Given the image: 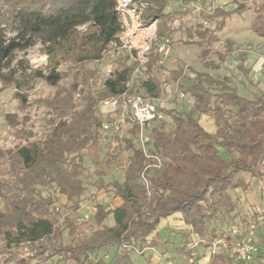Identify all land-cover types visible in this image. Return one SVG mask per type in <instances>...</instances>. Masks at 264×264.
Instances as JSON below:
<instances>
[{
    "label": "trees",
    "instance_id": "trees-1",
    "mask_svg": "<svg viewBox=\"0 0 264 264\" xmlns=\"http://www.w3.org/2000/svg\"><path fill=\"white\" fill-rule=\"evenodd\" d=\"M172 1L134 0L148 4L143 20H156L160 37L171 35L175 15L184 17L191 11H168ZM197 1L179 0L177 7ZM234 4L230 12L216 8L212 15L252 12L250 33L264 45V0H234ZM222 25L223 21L198 42L205 58L213 54L215 32ZM119 29L113 0H0V85L13 90L16 109L24 114L23 122L15 115L5 116L16 143L0 148V167L5 166L8 176L0 181V264H42L52 258L74 264H132L130 255L142 257L146 249L151 251L158 241L150 237L161 220L174 214L181 215L190 235L202 245L217 237L207 225L220 216L227 192L246 188L243 177L257 178V171L264 168V94L245 99L207 73H196L188 88L179 86L182 94L194 99L188 113L157 106L168 120H156L146 128V151L160 158L159 169L152 168V160L136 146L135 124L102 144L103 100L125 92L157 100L162 87L157 72L163 65L154 50L145 79L132 81L135 63L122 55L98 88L92 84L94 73L87 66L106 57ZM36 45L43 48L47 60L44 66L31 68L18 55ZM227 54L217 55L222 60ZM239 56V70L246 75L241 67L244 55ZM180 78L182 70L175 73V81ZM36 81L53 88L52 96L31 98ZM33 108L43 112L41 137L25 126L34 127L29 116ZM200 115L212 118L213 133L199 124L195 116ZM100 147H105L102 162L91 171L86 158L95 163ZM123 152H128L124 159ZM109 168L118 171L121 179L106 183ZM103 192L112 193L120 205L109 208L98 202ZM60 197L74 213H80L90 199L96 208L89 221L80 222L81 215L78 223L65 219L67 244L54 206ZM109 217L112 226L106 225ZM112 247L116 252L108 263L98 259L100 249ZM192 249L185 246L177 253L189 257ZM209 264L232 262L215 255Z\"/></svg>",
    "mask_w": 264,
    "mask_h": 264
},
{
    "label": "rangeland",
    "instance_id": "rangeland-1",
    "mask_svg": "<svg viewBox=\"0 0 264 264\" xmlns=\"http://www.w3.org/2000/svg\"><path fill=\"white\" fill-rule=\"evenodd\" d=\"M179 0H177L178 2ZM176 4L172 5L173 11L183 10L185 7L180 6L177 10ZM221 9L223 12H230L235 8L234 0H198L191 8L190 13L186 14L184 17L176 16L172 22L173 31L169 36L172 50L166 60L163 62V68L157 72V76L160 78L162 87L160 93V100L155 104L160 108L166 110H175L178 112H189L194 99L189 95L184 93V97L180 98L182 91L179 86H184L188 88L191 86V81L196 73H207L212 76L215 80H224L228 87L235 89L237 94L245 99H253L254 97L264 94V45L263 41L255 38L251 35L249 31L250 23L253 19V14L250 11L241 14H231L228 16H213L214 9ZM223 21L222 29L219 32H215V42L212 45L213 54L203 56V46H200L198 42L206 38L209 32L214 30L220 22ZM221 60L217 54H225ZM244 55V61L241 65L243 69L247 72L246 75L239 70V63L241 55ZM18 58H24L28 61L31 68H39L46 64L47 57L43 52V48L40 45H36L33 48L27 50L24 54H19ZM106 61L98 64H90L87 66L93 71L94 76L92 84H96L98 88L100 82L105 77L107 72ZM61 70H63L61 68ZM182 70L183 78L175 81V73ZM91 83V82H90ZM54 89L46 86L41 81H36L30 92L31 98H47L51 97ZM215 94H219L220 90L213 89ZM13 90L10 88H2L0 85V148L9 149L12 148L16 139L13 135V129L9 127L5 121V116L15 115L17 119L23 122L24 114L18 112L16 109V102L12 98ZM29 116L31 120L30 123H26V128L32 130L39 137L43 134V112L41 109L33 108L29 110ZM202 128L208 133H213L215 131V125L211 117L200 115L195 116ZM165 121L168 119L163 117ZM105 153V147H100L98 153V159L91 161V158H86L85 165L89 170H94L95 164H100L102 162V154ZM128 152H123V159L127 157ZM5 166L0 167V181L6 180L8 178L6 174ZM109 173L108 178L104 181L110 182L111 178L120 180L121 174L115 171L113 168L107 170ZM257 181L254 185V189L257 190L258 187L261 188L262 200L259 204L261 206H250L245 210V208H240L241 202L238 204L234 202L233 191H228V200H224V208L222 209L220 216L217 219L216 225L221 221L222 218H232L231 226L239 225L241 222L255 218L257 215L255 210L257 208L264 209V168H260L257 171ZM244 177H248L245 175ZM243 177V178H244ZM251 179H247V181ZM250 186V185H249ZM258 186V187H257ZM235 193V192H234ZM242 194V193H241ZM245 196V194H243ZM241 199V196H240ZM259 195L257 193V200ZM98 202H102L109 208L115 207V203L118 202L110 192H103L99 194L96 198ZM88 204L82 205V210L80 213L71 212L69 209L70 204H67L64 198L60 197L55 202V212L58 216L59 229H62L63 242L67 244L69 242L68 230L65 227V219L75 220L78 223V215H82L87 212L90 205H92L93 200H89ZM3 201L0 199V208H2ZM248 205V204H247ZM246 206V205H245ZM237 217V218H235ZM82 222L81 220H79ZM214 225L210 223L207 225L208 228H212ZM219 236V234H217ZM194 238V243L197 244L198 239L196 236ZM168 245L177 246V241L174 236H170ZM205 244V243H204ZM255 244L258 249V256L254 258L251 262L247 264H264V226H259L256 231ZM0 245H2L0 238ZM163 243L158 244L156 247L157 253H162ZM200 248V249H199ZM110 251L105 249H100L96 255L98 259L104 260L106 254L110 256V260L115 254L113 248ZM146 249L145 251H147ZM167 250L170 254L174 256L173 249L168 246ZM200 253H207L205 257L208 256V250L205 245H198L194 247ZM198 254V253H197ZM146 256L149 255L147 251ZM178 255V254H176ZM197 256V255H196ZM192 263L186 264H198L200 258H196ZM143 257V256H142ZM131 259L134 264H147L148 261L141 260L137 254L132 253ZM110 260H105L108 263ZM173 263V261H175ZM179 257L175 256L172 259L166 260L165 256L161 258L159 264H181ZM184 261H186L184 259ZM42 264H74L70 260H65L63 258H52Z\"/></svg>",
    "mask_w": 264,
    "mask_h": 264
},
{
    "label": "built area",
    "instance_id": "built-area-1",
    "mask_svg": "<svg viewBox=\"0 0 264 264\" xmlns=\"http://www.w3.org/2000/svg\"><path fill=\"white\" fill-rule=\"evenodd\" d=\"M114 11L120 22L119 33L113 42L106 57L107 72L105 76L114 70V62L122 55H126L129 61L135 63L132 73V81L145 79V68L149 62V54L152 50L160 57L159 65L169 56L172 44L169 37L158 35V23L156 20L146 22L143 20L147 3H136L134 0H113ZM194 4L186 3L185 8H192ZM100 62V63H101ZM184 94H180L183 98ZM100 113L103 119L101 126V143L106 144L112 134L119 136L124 134L128 127L135 124L138 126L136 146L143 151L145 156L152 160V168L159 169L161 160L158 156H150L146 151L148 137L146 128L154 121L162 119L155 100L148 99L138 94L122 93L118 97L107 98L100 104ZM149 166H147L148 168ZM142 180L148 187V183L142 174ZM96 212L94 205H90L87 212L81 215V221H89ZM256 217L251 218L239 225L230 226L224 234L208 241H202L208 250V258L222 255L229 258L232 264H247L258 256L255 244L256 231L259 226H264V209L255 210ZM205 243V244H204ZM200 245L193 243L190 248Z\"/></svg>",
    "mask_w": 264,
    "mask_h": 264
},
{
    "label": "crops",
    "instance_id": "crops-1",
    "mask_svg": "<svg viewBox=\"0 0 264 264\" xmlns=\"http://www.w3.org/2000/svg\"><path fill=\"white\" fill-rule=\"evenodd\" d=\"M178 3L179 2H177L175 0L172 1L171 5L168 8V11H172V5L173 4L177 5ZM175 7L177 10L180 8L177 6H175ZM255 38H257V37H255ZM257 39H259V38H257ZM160 98L161 97H159V99H157L155 101L158 102L160 100ZM248 178L251 179V181H249V180L247 181ZM244 180L247 184L246 188H244V189L238 188V189L233 190L232 195H234V202L236 204H238L240 201L241 202V204L239 203L241 205L240 208L244 207L245 210L247 208H249L250 206H261V204H259L262 200L261 188L257 186L258 187L257 190L254 189V185L256 184V181L258 179L248 176V177H244ZM257 193L259 195L258 200H257ZM243 194H245V196ZM240 196H241V199H240ZM115 199H117V198H115ZM117 201L118 202L115 203L116 204L115 207L119 206L121 203L119 199H117ZM231 217L232 218H230V217L229 218L228 217L222 218L221 221H219V223L217 225H216L217 220L214 221V223H213L214 226L212 228H208V231L211 229H215L216 234H220L221 232H225L231 226L232 222L234 223L233 216H231ZM235 218H237V217H235ZM112 224H113V222H112L111 218L109 217L106 221V225L112 226ZM189 231H190L189 227H186L183 224L180 214H174L165 220H161L156 231L150 237V239L153 238L154 240H157L158 243L156 246L153 247V249L151 251L147 250L149 252V255L148 256L145 255V256L141 257L142 258L141 260L146 259V261H148L147 264H159L161 261V258H163V256H165L166 260L172 259L175 256H177V257H179L180 260H178V261H180L181 264H186L188 262L192 263L195 260L194 255L195 256L197 255L196 258H198V259L200 258V260L198 261V264H209L208 256L205 257V255L207 253H200V250H199V252L197 250L193 251L191 253V256H189V257H186L183 253H180V254L177 253L178 249H183L185 246H186V248H190V244H188L189 240H192V242H194V238H193L194 235H190ZM170 236H174L176 241L178 242L176 247H174L173 245H168V243H169L168 240H169ZM161 243H163L164 250L162 253H157L155 249L158 246V244H161ZM168 246H170L173 249L172 251L174 252L173 253L174 256L172 254H170L171 252L169 253V251L167 250ZM112 248H113V251L115 253L116 248L115 247H112ZM109 250L111 251L112 249L109 248ZM192 250H194V247ZM176 254H178V255H176ZM130 259H131V255H130ZM184 259L186 261H184ZM104 260H110V256L106 255V257H104ZM131 261H132V259H131ZM174 262H176V260L173 261V263ZM132 264H134V263L132 262Z\"/></svg>",
    "mask_w": 264,
    "mask_h": 264
}]
</instances>
